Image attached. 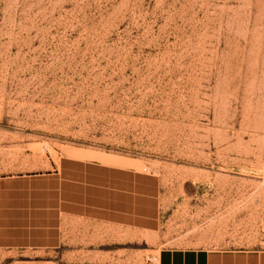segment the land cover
Listing matches in <instances>:
<instances>
[{
  "label": "rangeland",
  "instance_id": "rangeland-1",
  "mask_svg": "<svg viewBox=\"0 0 264 264\" xmlns=\"http://www.w3.org/2000/svg\"><path fill=\"white\" fill-rule=\"evenodd\" d=\"M68 152L158 174L160 229L73 221L0 264L264 248V0H0V176Z\"/></svg>",
  "mask_w": 264,
  "mask_h": 264
},
{
  "label": "crops",
  "instance_id": "crops-1",
  "mask_svg": "<svg viewBox=\"0 0 264 264\" xmlns=\"http://www.w3.org/2000/svg\"><path fill=\"white\" fill-rule=\"evenodd\" d=\"M68 153L45 170L0 176V250H56L73 221L147 237L160 229L158 174ZM153 260L154 264H264V248L164 246Z\"/></svg>",
  "mask_w": 264,
  "mask_h": 264
},
{
  "label": "bare ground",
  "instance_id": "bare-ground-1",
  "mask_svg": "<svg viewBox=\"0 0 264 264\" xmlns=\"http://www.w3.org/2000/svg\"><path fill=\"white\" fill-rule=\"evenodd\" d=\"M95 159L100 160V161H105V162H110V163H116V164H127L129 166H138V164L136 162H132V161H123L120 159H111L105 156H99L96 157Z\"/></svg>",
  "mask_w": 264,
  "mask_h": 264
}]
</instances>
